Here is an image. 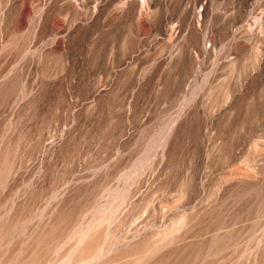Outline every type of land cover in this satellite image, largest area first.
<instances>
[{"label":"rangeland","instance_id":"rangeland-1","mask_svg":"<svg viewBox=\"0 0 264 264\" xmlns=\"http://www.w3.org/2000/svg\"><path fill=\"white\" fill-rule=\"evenodd\" d=\"M0 264H264V0H0Z\"/></svg>","mask_w":264,"mask_h":264}]
</instances>
